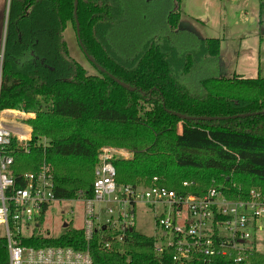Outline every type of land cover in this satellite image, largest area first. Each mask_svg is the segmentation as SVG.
<instances>
[{"label": "trees", "instance_id": "obj_1", "mask_svg": "<svg viewBox=\"0 0 264 264\" xmlns=\"http://www.w3.org/2000/svg\"><path fill=\"white\" fill-rule=\"evenodd\" d=\"M180 3L78 0L80 39L102 71L80 45L75 0H9L0 107L36 113L28 120L29 153L20 150L17 159L24 170L52 165L57 200L93 196L103 145L133 153L114 161L118 185L148 186L157 176L159 185L178 193L203 194L216 181L228 186L231 180L243 189L218 188L232 199L246 198L253 186L264 190V78L222 74L220 39L180 26ZM69 25L96 73L72 53ZM177 113L249 115L201 120ZM40 136L49 139L46 146L37 145ZM103 239L96 231L87 242L83 228L71 226L59 236L35 232L22 243L89 247L93 264H179L171 249L156 252L155 235L136 227L109 250ZM234 257L196 256L185 264H235ZM248 260L264 264V253L254 248ZM0 264H9L3 237Z\"/></svg>", "mask_w": 264, "mask_h": 264}, {"label": "built area", "instance_id": "obj_2", "mask_svg": "<svg viewBox=\"0 0 264 264\" xmlns=\"http://www.w3.org/2000/svg\"><path fill=\"white\" fill-rule=\"evenodd\" d=\"M4 52L5 35L0 43V88ZM32 114L36 113L0 107V237L7 241L9 264H93L89 247L22 243V238L36 232L50 205L57 201L52 165L44 161L33 170H24L17 159L20 150L29 152L32 129L25 121ZM115 159L107 149L100 152L93 196L83 199L87 242L96 231L102 233L105 249H111L114 241L124 242L135 227L137 205L143 204L161 209L156 215L157 253L171 249L179 264L196 256L211 259L234 254L235 264H249L255 248L250 231L264 217V192L252 189L247 198L236 200L216 186L203 194L178 193L159 185L157 176L148 186L118 185Z\"/></svg>", "mask_w": 264, "mask_h": 264}, {"label": "rangeland", "instance_id": "obj_3", "mask_svg": "<svg viewBox=\"0 0 264 264\" xmlns=\"http://www.w3.org/2000/svg\"><path fill=\"white\" fill-rule=\"evenodd\" d=\"M8 3V0H0V43L4 39ZM180 12V26L193 30L201 38L220 39L219 64L222 74L227 76L238 74L247 78H264V4H261L260 0H181ZM75 33L72 25H69L67 34L72 53L82 61L90 72L96 73L97 70L80 50ZM35 117L36 114H32L25 121L32 129V135L33 128L28 120ZM16 121L21 120L16 119ZM32 138L33 136H31V140ZM38 139L37 145L46 146L49 143L46 136H40ZM105 149L116 158L126 159L133 155L126 147L115 145L101 146L99 154ZM223 182L218 183L216 181L212 186L218 184L217 187H223L224 189L227 187L243 189V185L238 184L235 180H231L228 186ZM252 189L264 192L260 187L253 186ZM252 189L248 191V194ZM83 199L84 197L78 196L70 200L53 202L42 221L43 223L36 229V232L59 236L71 226L83 228L85 222ZM230 199L236 200V198ZM160 212V208L153 210L147 205H137L136 229L148 235L157 234L156 215ZM250 232L251 245L255 247L256 251L264 253V217L258 222V228Z\"/></svg>", "mask_w": 264, "mask_h": 264}, {"label": "water", "instance_id": "obj_4", "mask_svg": "<svg viewBox=\"0 0 264 264\" xmlns=\"http://www.w3.org/2000/svg\"><path fill=\"white\" fill-rule=\"evenodd\" d=\"M9 2V0H8ZM74 13H75V21H76V29H77V36H78V39H79V42H80V45L83 49V52L85 53V55L90 59V61L92 63H94L99 69H101L102 71H104V68L101 67L95 60L94 58H92L89 53L87 52L85 46L83 45L81 39H80V25H79V20H78V16H77V6H78V0H75V5H74ZM8 12V11H7ZM5 30H6V26H5ZM5 35V34H4ZM120 85H122L123 87H126L128 88L129 90H136V87H133L129 84H127L126 82L122 81L121 79H119L118 77L110 74ZM180 117L182 118H188V119H201V120H216V119H219V120H222V119H226V118H233V117H236V116H247L249 114H241V115H234V116H228V117H224V116H200V117H195V116H186L184 114H181V113H177Z\"/></svg>", "mask_w": 264, "mask_h": 264}]
</instances>
